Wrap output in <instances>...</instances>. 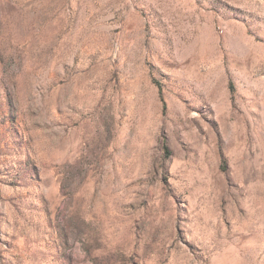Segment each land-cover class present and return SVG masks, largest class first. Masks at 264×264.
Masks as SVG:
<instances>
[{"label": "rangeland", "instance_id": "obj_1", "mask_svg": "<svg viewBox=\"0 0 264 264\" xmlns=\"http://www.w3.org/2000/svg\"><path fill=\"white\" fill-rule=\"evenodd\" d=\"M0 264H264V0H0Z\"/></svg>", "mask_w": 264, "mask_h": 264}]
</instances>
